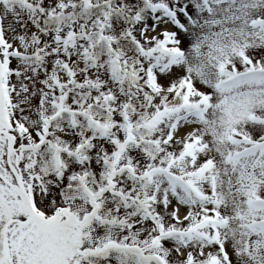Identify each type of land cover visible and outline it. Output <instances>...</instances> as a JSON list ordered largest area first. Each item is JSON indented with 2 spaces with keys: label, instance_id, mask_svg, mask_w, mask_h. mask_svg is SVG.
Wrapping results in <instances>:
<instances>
[{
  "label": "snow or ice",
  "instance_id": "6c2138e0",
  "mask_svg": "<svg viewBox=\"0 0 264 264\" xmlns=\"http://www.w3.org/2000/svg\"><path fill=\"white\" fill-rule=\"evenodd\" d=\"M0 264H264V0H0Z\"/></svg>",
  "mask_w": 264,
  "mask_h": 264
}]
</instances>
